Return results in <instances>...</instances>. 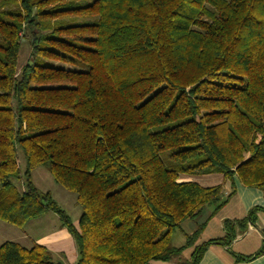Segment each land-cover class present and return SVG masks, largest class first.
Segmentation results:
<instances>
[{
    "label": "trees",
    "instance_id": "obj_1",
    "mask_svg": "<svg viewBox=\"0 0 264 264\" xmlns=\"http://www.w3.org/2000/svg\"><path fill=\"white\" fill-rule=\"evenodd\" d=\"M37 167L77 195V227L34 185ZM213 174L224 183L199 182ZM235 179L264 189V0H0V220L53 212L76 264H199L256 221L195 245ZM55 259L0 246V264Z\"/></svg>",
    "mask_w": 264,
    "mask_h": 264
},
{
    "label": "crops",
    "instance_id": "obj_2",
    "mask_svg": "<svg viewBox=\"0 0 264 264\" xmlns=\"http://www.w3.org/2000/svg\"><path fill=\"white\" fill-rule=\"evenodd\" d=\"M224 185L226 196H231L226 205L219 211L218 225L220 229L216 238L224 236L223 224L226 220L235 222L246 219L253 209H258L255 211L256 221L254 224H248L247 230L238 233L229 245L215 244L210 246L199 264H264V189L244 187L237 179H235L234 187L230 181H226ZM58 221V229L39 236L33 240V245L39 244L46 247L58 261L64 264H76L78 252L74 239L67 229L61 226L60 220ZM72 221L77 227L79 218L72 219ZM30 238L32 237L28 234L23 236V239ZM201 243L203 241H201L200 236L195 245ZM151 264H175V262H152Z\"/></svg>",
    "mask_w": 264,
    "mask_h": 264
},
{
    "label": "rangeland",
    "instance_id": "obj_3",
    "mask_svg": "<svg viewBox=\"0 0 264 264\" xmlns=\"http://www.w3.org/2000/svg\"><path fill=\"white\" fill-rule=\"evenodd\" d=\"M30 59V47L28 43H24L21 56H20V63L24 65ZM68 67V66H66ZM168 153H163V158L165 159ZM21 165H24L20 160ZM24 168V167H23ZM32 181L34 185L42 192L47 193L49 192L52 195V198L57 201L58 205L65 210L68 215L73 219H80L82 210L81 207L77 204V195L65 190L62 186L58 185L54 182L50 172L43 168L37 167L32 171ZM224 181L223 177L219 174H213L209 176H204L199 179V182L203 186L211 187L215 185L222 184ZM214 206L207 208L205 210L204 215L199 218V220L189 221L182 225L181 229H176L172 233V244L175 247H181L186 244V234L193 233L198 224L206 221V219L210 216L211 212L213 211ZM219 211L218 213L212 217L208 218L209 221L203 232L200 234L201 241L205 242L211 238L218 237L219 234ZM57 215L53 212H47L43 216L28 221L24 227L19 228L13 225H10L2 220H0V246L5 242H19L23 246L27 248H31L33 245V240L39 238L44 234L50 233L55 229H58L59 221ZM208 227V229H206ZM25 234L30 235L32 238L30 239H23ZM193 252V248H189L185 250L183 253V257L185 259H189ZM55 261H58L57 258Z\"/></svg>",
    "mask_w": 264,
    "mask_h": 264
},
{
    "label": "water",
    "instance_id": "obj_4",
    "mask_svg": "<svg viewBox=\"0 0 264 264\" xmlns=\"http://www.w3.org/2000/svg\"><path fill=\"white\" fill-rule=\"evenodd\" d=\"M32 63H30V65H31Z\"/></svg>",
    "mask_w": 264,
    "mask_h": 264
}]
</instances>
